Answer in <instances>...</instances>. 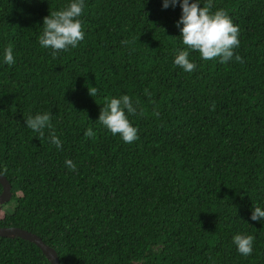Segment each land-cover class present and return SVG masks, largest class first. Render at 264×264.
I'll list each match as a JSON object with an SVG mask.
<instances>
[{"label":"trees","instance_id":"1","mask_svg":"<svg viewBox=\"0 0 264 264\" xmlns=\"http://www.w3.org/2000/svg\"><path fill=\"white\" fill-rule=\"evenodd\" d=\"M70 2L0 0V175L12 194L0 228L36 235L61 264H264V221L250 219L264 210V0H212L239 26L243 62L190 51L191 73L174 65L186 50L179 3L162 0H84V40L53 57L38 43L42 21ZM122 95L137 109L130 144L96 122ZM44 112L52 128L41 138L24 121ZM236 234L254 237L250 256ZM0 264L50 263L0 237Z\"/></svg>","mask_w":264,"mask_h":264},{"label":"clouds","instance_id":"2","mask_svg":"<svg viewBox=\"0 0 264 264\" xmlns=\"http://www.w3.org/2000/svg\"><path fill=\"white\" fill-rule=\"evenodd\" d=\"M177 3H179L181 9V16L175 27L180 30L179 37L183 45L186 46V50L178 51L174 59L175 66L180 67L187 73L193 72L197 65L190 61V51L198 52L203 61L218 59L221 64H226L234 58L236 62H243L241 56L234 52L240 45V29L239 26L234 25L227 12L223 9L214 13L211 12L212 0H208V3L203 7L200 6L199 0H194L191 3L190 0H162V9L175 8ZM84 7V0H71L62 10L53 11L44 17L42 21L43 31L38 38L39 45L44 49H52L53 57L58 56L61 51L76 48L85 36L80 19ZM122 43L126 45L127 41H122ZM3 59L7 65L15 63L12 46L5 49ZM144 92L149 97V102L154 103L151 100L152 93L148 89H145ZM97 93L98 89L96 87L88 88L90 97L96 96ZM212 108L214 110V103ZM136 111L137 109L128 95L111 98L110 100L106 98V103L101 108L96 122L113 136L119 135L124 143L130 144L138 139V130L132 126L128 115H135ZM153 114L157 117L160 115L158 111H154ZM51 120V113L44 112L34 116L29 115L24 124L43 138L45 129L52 128ZM84 135L88 138L95 137L92 128H88ZM49 141L57 149L62 148L63 142L54 132L50 133ZM65 166L72 172L77 171V165L70 159L65 160ZM250 219L256 222L264 221V210L260 207H253ZM232 242L242 256L248 257L252 254L254 243L252 235L236 234Z\"/></svg>","mask_w":264,"mask_h":264},{"label":"water","instance_id":"3","mask_svg":"<svg viewBox=\"0 0 264 264\" xmlns=\"http://www.w3.org/2000/svg\"><path fill=\"white\" fill-rule=\"evenodd\" d=\"M0 186L2 188V192L0 193V207H1L10 202L12 194H11L10 183L2 175H0ZM0 237L8 238V239L20 238L24 241L30 242L36 245L41 250L42 254L45 256V258L50 264H60L56 252L52 248L44 244L39 237H37L36 235L30 232H27L19 228L5 227V228H0Z\"/></svg>","mask_w":264,"mask_h":264},{"label":"rangeland","instance_id":"4","mask_svg":"<svg viewBox=\"0 0 264 264\" xmlns=\"http://www.w3.org/2000/svg\"><path fill=\"white\" fill-rule=\"evenodd\" d=\"M7 206V205H6ZM6 206L5 207H3L4 208V210H6L7 208H6ZM3 212H0V219L3 217Z\"/></svg>","mask_w":264,"mask_h":264}]
</instances>
